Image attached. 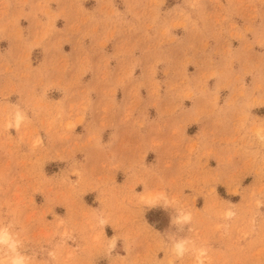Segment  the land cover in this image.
<instances>
[{"label":"rangeland","instance_id":"374dc122","mask_svg":"<svg viewBox=\"0 0 264 264\" xmlns=\"http://www.w3.org/2000/svg\"><path fill=\"white\" fill-rule=\"evenodd\" d=\"M0 224L29 264L149 226L166 264H264V0H0Z\"/></svg>","mask_w":264,"mask_h":264},{"label":"crops","instance_id":"0c3cea01","mask_svg":"<svg viewBox=\"0 0 264 264\" xmlns=\"http://www.w3.org/2000/svg\"><path fill=\"white\" fill-rule=\"evenodd\" d=\"M233 46L235 42H232ZM4 47V46H2ZM119 138L116 137L113 143V155L109 158L108 161L111 165H120L121 167L130 169V166L133 164V157L134 155L128 152L121 144H118ZM147 144V143H146ZM210 164L212 167H216L215 160L211 159ZM215 163V164H214ZM126 170L129 174L132 173L131 170ZM130 176V175H128ZM150 229L143 228V232L135 233L132 237L128 240V249L125 248V242L122 239H117L116 247L107 255L109 258L107 260V264H110L112 261L115 264H118L123 261L121 264H132L133 262H138V264H158L161 260L163 261L162 264L165 263V256L164 251L162 249H157L161 243H166L168 241L167 234H162L155 231L153 228L149 226ZM172 228V226H171ZM186 226L181 230L176 228H172L171 233L176 236L183 235L185 232ZM171 235V234H169ZM202 241V240H199ZM205 241V240H203ZM251 241V239L240 240L239 244H233V240H228L227 237L220 239L218 236H213L209 238L208 246L212 250L213 253H216L217 259L220 261L222 259H231L234 256L238 255L241 251V247L246 246V244ZM120 246V252H115L116 248ZM259 250L260 248L257 247ZM85 258L87 255H81ZM104 258V256H103ZM122 258V259H121ZM217 262V260H216ZM112 264V263H111ZM174 264H177V259L174 260ZM226 264H230L227 262Z\"/></svg>","mask_w":264,"mask_h":264},{"label":"clouds","instance_id":"9594fccd","mask_svg":"<svg viewBox=\"0 0 264 264\" xmlns=\"http://www.w3.org/2000/svg\"><path fill=\"white\" fill-rule=\"evenodd\" d=\"M190 219L189 216L183 218L178 217L174 223L180 224L182 222H187ZM173 223L171 219V224ZM0 224V249H4L8 253L7 264H29V258L18 251L20 247V242L13 239L9 235V230L7 227ZM187 244L186 240L181 239L178 243L173 244V250L176 255L183 256L186 251L185 245ZM0 264H5V261L0 260Z\"/></svg>","mask_w":264,"mask_h":264}]
</instances>
